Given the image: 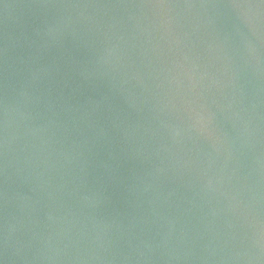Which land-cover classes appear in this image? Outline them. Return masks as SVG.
Returning <instances> with one entry per match:
<instances>
[{
	"label": "water",
	"instance_id": "obj_1",
	"mask_svg": "<svg viewBox=\"0 0 264 264\" xmlns=\"http://www.w3.org/2000/svg\"><path fill=\"white\" fill-rule=\"evenodd\" d=\"M0 264H264V0H0Z\"/></svg>",
	"mask_w": 264,
	"mask_h": 264
}]
</instances>
